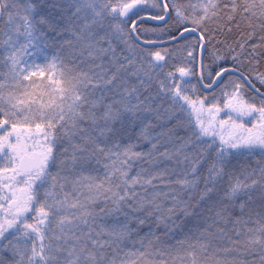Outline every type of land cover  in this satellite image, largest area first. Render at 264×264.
I'll return each mask as SVG.
<instances>
[{
	"label": "snow or ice",
	"instance_id": "obj_1",
	"mask_svg": "<svg viewBox=\"0 0 264 264\" xmlns=\"http://www.w3.org/2000/svg\"><path fill=\"white\" fill-rule=\"evenodd\" d=\"M0 264H264V0H0Z\"/></svg>",
	"mask_w": 264,
	"mask_h": 264
}]
</instances>
